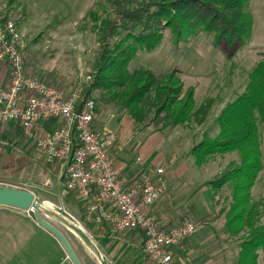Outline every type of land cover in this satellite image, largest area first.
<instances>
[{"label":"rangeland","instance_id":"374dc122","mask_svg":"<svg viewBox=\"0 0 264 264\" xmlns=\"http://www.w3.org/2000/svg\"><path fill=\"white\" fill-rule=\"evenodd\" d=\"M245 11L250 23L248 33L230 46L223 40L216 41L212 32L199 27L177 42L166 29L154 50L137 49L127 65L129 72L147 68L158 73L176 67L184 85L195 87V106L205 98L214 101L204 124L189 121L164 130H157L154 125L138 126L142 131L133 135L127 146L129 157L137 154L145 164H155L171 150L175 161L184 163L182 166L169 163L170 167L167 164V185L160 198L165 217L157 215L165 228L175 227L185 218L195 224L194 247L192 251L184 247L176 250L178 264H236L240 251L242 234L232 236L224 227L232 197L231 184L213 183L221 173L239 163L238 152L216 153L200 164L190 152L203 139L217 135L216 118L220 111L244 90L248 74L259 58L264 57V0H248ZM108 12L107 0H0V19L14 20L21 32L25 72L65 93L81 87V97L93 82L98 54L95 26ZM118 91L116 86L96 88L89 92L87 99L93 100L94 106L106 102L118 105ZM261 141L262 168L250 190L258 211L264 208L263 133ZM57 165L58 168L47 162L34 142L22 137L13 125H0V184L31 190L38 201L47 202L50 209L82 229L107 264H151L136 232L110 235L96 224L84 221L79 199L74 193L63 191L60 164ZM59 207L80 224L64 216ZM189 207L193 212L188 211ZM184 213L187 214L184 216ZM0 215L3 229L23 228L31 223L44 229L35 219V210L23 212L0 206ZM47 219L68 237L82 264H101L73 231L53 217ZM11 243L12 239L0 236L2 248L11 247ZM258 264H262L261 255Z\"/></svg>","mask_w":264,"mask_h":264},{"label":"trees","instance_id":"16d2710c","mask_svg":"<svg viewBox=\"0 0 264 264\" xmlns=\"http://www.w3.org/2000/svg\"><path fill=\"white\" fill-rule=\"evenodd\" d=\"M107 1L110 12L98 19L95 26L98 54L93 82L82 99L86 100L93 89L116 86L118 106L134 125H154L155 129L164 130L189 121L202 124L214 101L205 98L195 106V87L184 85L179 69L157 73L138 68L129 72L128 62L137 49L154 50L166 29L173 33L176 42L199 27L212 32L216 41L232 45L248 33V0ZM216 123L217 135L203 139L190 153L200 164L216 153L238 152L239 163L221 173L213 183L231 184L232 197L224 227L232 236H243L236 264H258L260 255L264 264V208L258 211L250 197L262 168L264 57L248 74L244 90L222 108ZM16 131L21 132L18 126Z\"/></svg>","mask_w":264,"mask_h":264},{"label":"built area","instance_id":"2783aa9c","mask_svg":"<svg viewBox=\"0 0 264 264\" xmlns=\"http://www.w3.org/2000/svg\"><path fill=\"white\" fill-rule=\"evenodd\" d=\"M0 65L8 69L7 83L0 87V123H15L47 162L60 164L63 191L79 199L84 221L110 235L135 231L151 264H178L175 252L194 233L195 224L185 219L165 228L151 211L166 189L164 168L123 180L110 153L118 141L116 132L93 127L94 102L82 99L81 87L65 93L25 72L21 32L12 19H0ZM49 119L59 125L39 134L38 123ZM136 161L140 163L139 158ZM58 209L80 224L64 208Z\"/></svg>","mask_w":264,"mask_h":264},{"label":"crops","instance_id":"0c3cea01","mask_svg":"<svg viewBox=\"0 0 264 264\" xmlns=\"http://www.w3.org/2000/svg\"><path fill=\"white\" fill-rule=\"evenodd\" d=\"M7 80L8 69L6 66L0 65V87H4L7 83ZM94 111L95 115L93 119V127L113 130L118 136V141L113 149H111L110 153L113 159L114 166L119 171V175L123 180L130 182V180L136 178L140 171L152 170L153 168L159 166H162L164 168V176L166 180L167 171H169L167 164L169 165V163H172L176 166H182L184 164L183 161H175V158L173 156L174 153L172 150L171 153L167 154L166 156L161 155L159 160L155 164H145L142 160H140L139 157H137V154H135V156L133 157H129L130 148L127 147L129 140L133 137V135L140 133L142 130L140 129V131L138 125L136 126L133 124L132 118L124 110H121L117 103L111 104L110 102H106L105 104H98L97 106H94ZM204 122L202 124H204ZM1 124L4 123H0V125ZM6 124H11L15 128L17 126L15 123ZM58 125L59 121L56 119L40 121L38 123L37 130L39 134H48L53 131ZM132 130H134V133H132ZM203 133L204 132H201L200 134L203 135ZM19 134L21 135V132ZM191 136L193 137L192 134ZM134 157L136 158L134 159ZM137 158H139L140 163L136 161ZM54 166L58 168L57 163H54L53 167ZM170 166L171 165H169V167ZM59 170H62V168L60 167ZM162 195L151 206V211L156 216L159 215L161 217H165L164 212L162 211L163 208L161 207L160 198L162 197ZM188 211L193 212V210L191 211L190 207ZM1 214L3 215V213ZM186 214L187 213H184L182 215L185 216ZM2 215H0V220H2V218L4 217V215L3 217ZM182 217L183 216H181V218ZM177 225H179V223H176L175 226ZM31 226L32 223L31 225L23 228H21L20 226L12 227L10 230L6 228H0V236L5 237L6 239H12L11 247L9 245L4 246L3 248L0 246V264H73L67 257V254L59 241L51 233H49L45 229L36 228L34 224L32 227ZM137 235L140 238V234L137 233ZM192 235L186 238V242L182 243V247H179L180 249L182 248L184 250V248H187L189 249V251H192V248L194 247V245H192V243L194 244ZM36 236H38L39 238H37Z\"/></svg>","mask_w":264,"mask_h":264},{"label":"water","instance_id":"95a60500","mask_svg":"<svg viewBox=\"0 0 264 264\" xmlns=\"http://www.w3.org/2000/svg\"><path fill=\"white\" fill-rule=\"evenodd\" d=\"M0 206H7L22 210H35V219L37 222L59 241L66 252L67 257L73 264H82V262L76 255L64 233L51 223L47 217H53L67 226L83 241L86 247L96 255L101 264H107L97 246L89 239L82 229L68 221L55 210L43 208V201H38L35 194L31 190L0 184Z\"/></svg>","mask_w":264,"mask_h":264},{"label":"bare ground","instance_id":"6f19581e","mask_svg":"<svg viewBox=\"0 0 264 264\" xmlns=\"http://www.w3.org/2000/svg\"><path fill=\"white\" fill-rule=\"evenodd\" d=\"M42 207H43V208H48V209L51 208L47 202H44Z\"/></svg>","mask_w":264,"mask_h":264},{"label":"flooded vegetation","instance_id":"af4514ba","mask_svg":"<svg viewBox=\"0 0 264 264\" xmlns=\"http://www.w3.org/2000/svg\"><path fill=\"white\" fill-rule=\"evenodd\" d=\"M89 251L95 256L96 260L99 262V260L97 259L96 255L91 250H89Z\"/></svg>","mask_w":264,"mask_h":264}]
</instances>
